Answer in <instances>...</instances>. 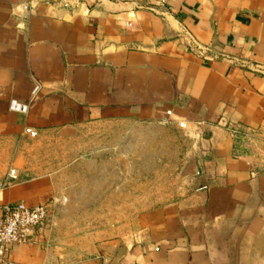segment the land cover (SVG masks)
I'll list each match as a JSON object with an SVG mask.
<instances>
[{"label":"crops","instance_id":"obj_1","mask_svg":"<svg viewBox=\"0 0 264 264\" xmlns=\"http://www.w3.org/2000/svg\"><path fill=\"white\" fill-rule=\"evenodd\" d=\"M261 70L264 0H0V139L151 131L116 141L114 177L171 196L74 242L15 244L9 264H264ZM55 191L21 182L0 213Z\"/></svg>","mask_w":264,"mask_h":264},{"label":"rangeland","instance_id":"obj_2","mask_svg":"<svg viewBox=\"0 0 264 264\" xmlns=\"http://www.w3.org/2000/svg\"><path fill=\"white\" fill-rule=\"evenodd\" d=\"M149 134L153 133L125 127L106 131L96 125L45 131L36 137L1 138L0 202L3 193L16 184L40 177L51 178L56 191L43 202L50 203L52 209L41 234L47 231L49 236L63 242H74L85 233L97 232L131 213L142 212L152 202L171 196L161 193L162 189L150 188L148 181L141 178L117 180L110 157L118 150L114 146L117 140ZM184 138L193 143L197 137L188 130ZM12 170L17 174L15 180L9 178ZM163 181L154 180L161 186ZM117 185L121 188L115 192ZM134 189L137 193L131 194Z\"/></svg>","mask_w":264,"mask_h":264},{"label":"built area","instance_id":"obj_3","mask_svg":"<svg viewBox=\"0 0 264 264\" xmlns=\"http://www.w3.org/2000/svg\"><path fill=\"white\" fill-rule=\"evenodd\" d=\"M186 37L190 41L192 50L203 53L204 47L191 34L187 33ZM260 72L264 74V70ZM167 122L164 120V123ZM229 129L235 136L240 135L241 126L229 125ZM9 178L12 180L17 178L15 170L11 171ZM2 191L0 189V192ZM51 209L50 203L32 206L24 202L2 209L0 213V264H9V252L15 244L36 241L48 224Z\"/></svg>","mask_w":264,"mask_h":264}]
</instances>
